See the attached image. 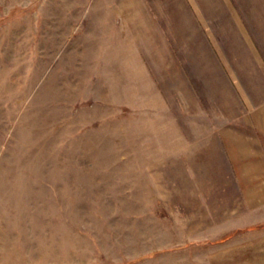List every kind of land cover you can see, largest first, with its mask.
I'll return each instance as SVG.
<instances>
[{
  "label": "rangeland",
  "instance_id": "obj_1",
  "mask_svg": "<svg viewBox=\"0 0 264 264\" xmlns=\"http://www.w3.org/2000/svg\"><path fill=\"white\" fill-rule=\"evenodd\" d=\"M264 0H0V264H264Z\"/></svg>",
  "mask_w": 264,
  "mask_h": 264
},
{
  "label": "crops",
  "instance_id": "obj_2",
  "mask_svg": "<svg viewBox=\"0 0 264 264\" xmlns=\"http://www.w3.org/2000/svg\"><path fill=\"white\" fill-rule=\"evenodd\" d=\"M258 119H261V121L264 123V107L259 110Z\"/></svg>",
  "mask_w": 264,
  "mask_h": 264
}]
</instances>
